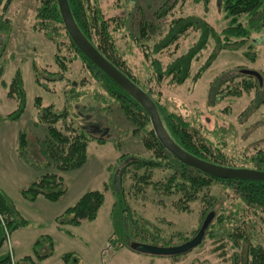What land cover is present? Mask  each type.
I'll return each instance as SVG.
<instances>
[{
    "label": "rangeland",
    "instance_id": "374dc122",
    "mask_svg": "<svg viewBox=\"0 0 264 264\" xmlns=\"http://www.w3.org/2000/svg\"><path fill=\"white\" fill-rule=\"evenodd\" d=\"M96 1L105 15L123 17V24L115 34L116 45L132 74L151 89L167 110L186 119L196 130V135L207 140L212 147L220 148L231 164L241 165L244 157L259 147L264 148V102L259 103L257 89L242 91L239 96L230 93L242 79L240 69L263 73L264 27L251 32L241 46L219 51L197 80H194V74L216 49L212 39L207 40L197 61L191 62L190 76L185 82L170 83L168 77L157 83L154 78L150 79L149 60L146 61L139 44L152 46L166 34L172 20L191 15L202 18L219 32L227 25L220 1ZM4 2L1 1L0 14ZM40 4V0H11L4 10L13 26L5 49L0 51V191L17 211V221L23 220L24 223L10 231L8 240L0 248V255L10 251L18 264H235V253L242 255L246 243L232 246L229 236H218L216 218L212 219L213 227L205 232L203 240L178 256L142 253L132 249L131 243L119 246L116 240H111L114 230L111 178L118 158L122 151L141 157L149 156L152 151L144 146L140 136L131 132L130 123L122 119L115 104L101 108L100 99L107 95L76 57L66 37L61 33L56 38L57 43L53 44L42 32L33 31ZM160 12L166 13L157 20L155 15ZM239 20L246 23L245 16ZM143 21L157 26L150 32V40L137 38L139 24ZM200 37L199 30L189 27L177 40L178 49L175 50L173 43L154 57L166 64L197 44ZM55 52L65 68L56 67ZM17 71L23 79L25 92L22 104L17 93L9 95ZM34 74L44 76L41 77L42 84L36 82ZM47 76L54 81L46 79ZM71 85L77 88L74 90ZM94 94L96 98H93ZM37 96L40 97V106L52 105L57 112L66 110L68 117H74L71 119L75 124L95 127L97 133L108 139L102 143L91 139L86 148V160L80 167L58 170L40 151L47 130L46 124L38 120ZM61 123L60 120L57 125ZM21 132L26 133V142L31 146L25 152L19 145ZM116 141L122 150H118L120 145L116 146ZM46 173L61 175L63 193L54 200L43 194L34 199L25 198L21 190ZM161 177V172L155 170L152 180ZM129 184L130 180L124 182V196L132 210V222H135L129 227L135 230L140 225V230L148 232L146 237L134 235L133 241L169 247L180 245L196 235L206 215L204 212L210 207L208 202L197 199L190 203V212H182L175 208L176 197L158 196L150 185L142 196L131 197L133 191ZM88 190L102 191L104 202L93 220H82L73 225L65 210ZM207 193L215 196L216 202L211 210L224 217L226 229L236 235L238 230L234 226L239 222L240 229L250 233V243L255 244L263 238L261 221L243 209L231 190L223 184L213 183ZM254 220L257 221L258 236L250 226L246 228L242 224ZM37 240L39 243L36 244ZM48 252L47 257L36 256ZM25 256H30L33 263L25 260Z\"/></svg>",
    "mask_w": 264,
    "mask_h": 264
},
{
    "label": "trees",
    "instance_id": "16d2710c",
    "mask_svg": "<svg viewBox=\"0 0 264 264\" xmlns=\"http://www.w3.org/2000/svg\"><path fill=\"white\" fill-rule=\"evenodd\" d=\"M1 1L2 0H0V4ZM40 1L41 4L36 11L37 24L35 23L34 26H32L33 31L42 32L53 44L57 43L56 38H58L61 33L66 37L68 45L71 47L76 57L83 62L94 81H96L102 89L103 93L107 95L100 99L102 102L101 108L115 104L123 117L122 119L130 123L132 127L131 132L140 136L144 146L152 151V154L146 157L129 155L122 151L118 158L114 174L111 178V186L114 193L111 209L114 230L111 240H116L119 246H124L128 245V243L136 242L133 241L135 238L134 235L146 237L148 234L147 231L138 228L140 225H138L135 230H131L129 227L131 223L135 222H132V210H130L129 203L126 202L124 196V182L130 180L128 187L133 191L131 197H136L138 194L142 196L146 188L150 185L154 191L157 192L158 196L176 197V202L174 204L175 208L182 212H190V203L197 199L208 202L210 207L204 213L206 215L210 212L214 214L212 219L214 220V218H216V222L218 223L216 234L218 236L221 234L229 236L233 243L232 246H240L239 242L246 243L242 255L235 253L234 263L264 264V233L262 234L263 238H260L261 240L253 244L249 242L250 233L241 230L239 222L235 223L234 226L235 230H238L236 235L229 229H226L224 217L216 214L214 210H211L216 202L215 196H210L207 193L213 183L223 184L239 199L243 205V209L248 210L252 216L261 221L264 230V181L213 177L187 166L174 158V156L165 150L157 140L151 127L149 117L144 109L111 78L84 56L72 42L62 23L56 0ZM219 1L227 20V25L219 32L214 30V28L202 18L191 15L172 20L166 34L152 46H148L146 43L139 44L140 48L143 50L142 53L146 61L149 60L151 68L150 75L152 76L150 79L154 78L157 83H160L165 78L170 77V83L182 84L190 76L191 62L197 61L199 53L202 48L205 47L207 40L212 39L215 42L216 49L208 56L206 62L200 66L194 74V80H197L202 72L209 67L219 51L230 46L233 48L241 46V44L248 39L251 32H258L264 27V0ZM10 2L11 0H5L3 13L0 14V51L5 49L7 39L10 37L12 31V19L4 13V10H7ZM68 2L74 20L82 33L106 59L149 95L158 108L167 132L178 145L187 152L215 164L231 167H246L264 171V148L259 147L253 154L244 157L241 165L229 163L220 148L212 147L207 140L197 136L196 130L193 129L186 119L175 112L167 110L158 101L151 89L144 83H141L132 74L131 70L128 68L129 66L126 59L121 55L115 41V34L120 30L123 24V17L118 15H105L96 0H68ZM170 7L172 6L170 5L169 8ZM169 8L166 9V11H168ZM160 13L161 14L156 13L157 15H155L157 20L166 12ZM241 16L246 17L245 24L239 20ZM139 27L138 40L141 38L150 40L152 36L151 33L157 26L153 22L143 21L139 24ZM189 27H193L200 31L201 37L197 44H193L184 53L173 57L166 64H163L160 59L154 57L155 54L163 51L165 52L173 43L175 44V50L178 49L177 40ZM175 50H173V53ZM58 56V53L55 52L54 63L57 65L56 67L65 68ZM42 73L43 72H41V74ZM260 74L262 76L261 85L251 76L243 74L240 82L235 85L234 89L232 88L233 91L230 93L239 96L240 92L248 91L250 88L255 87L257 89L256 96L260 97L259 103L264 102V71ZM41 77L44 76L41 75ZM41 77L38 75L35 76V80L38 84H42ZM46 79L54 81V78L50 76H47ZM73 85H75V83H73ZM73 85L71 86L75 90L77 86ZM13 92L19 95V100H21L22 104L25 92L23 90V79L19 71L16 72L12 79L9 95H12ZM93 98H96L95 94ZM39 101L40 97L37 96L36 105L39 110L38 120L46 124L47 130L46 139L40 151L44 157L49 159H47L48 163L53 164L58 170L80 167L86 160L88 142L91 139H95L99 143H102L108 139L101 133L92 132L91 128L85 125L75 124L74 120L71 119L73 116L68 117L66 110L57 112L53 110L52 105L40 106ZM60 120L62 123L57 125ZM105 135H108V131ZM116 144V146L120 145L117 141ZM19 145L22 148V152L31 148L26 142L25 132H21L19 135ZM120 149L121 145L118 150ZM35 151L37 152L38 150L35 149ZM155 170H159L162 177L152 180ZM115 177L119 180V189L117 191L113 184ZM63 191L61 175L57 173H46L33 181L28 187L22 189L21 194L28 199H34L39 194H43L45 197L54 200L58 198ZM103 202L104 194L102 191L88 190L83 193L72 206L65 210V214L70 216L68 221L73 225L79 224L82 220H93L97 216L98 210ZM213 220H211L205 232L213 227ZM23 223V220L17 221V211L9 203L7 197L0 191V248L8 240L10 231ZM255 223H257V221L254 220L253 222L246 221L242 224L245 225L246 228L250 226L251 230L255 231L254 235L258 236ZM37 243H39V240L36 241V244ZM49 254L50 252L43 254L37 253L36 256L38 258H44ZM30 258V256L24 257L25 260L33 263ZM0 264H18V262L13 259L11 252L8 251L0 255Z\"/></svg>",
    "mask_w": 264,
    "mask_h": 264
},
{
    "label": "water",
    "instance_id": "95a60500",
    "mask_svg": "<svg viewBox=\"0 0 264 264\" xmlns=\"http://www.w3.org/2000/svg\"><path fill=\"white\" fill-rule=\"evenodd\" d=\"M56 2L64 28L75 46L144 109L149 117L151 127L157 140L165 150L174 156V158L187 166L213 177L264 181V171L246 167H231L215 164L187 152L178 145L167 132L158 108L149 95L106 59L82 33L74 20L68 0H56ZM240 73L252 76L258 80L259 84L262 83L261 74L256 70L243 68L240 70ZM91 130L92 132H96L97 128L91 127ZM113 184L117 191L119 189V180L116 177L113 180ZM213 216L214 214L212 212L208 213L202 221L196 235L180 245L162 247L133 242L130 244L131 248L142 253L164 256H176L186 253L202 241L205 230L209 226Z\"/></svg>",
    "mask_w": 264,
    "mask_h": 264
},
{
    "label": "flooded vegetation",
    "instance_id": "af4514ba",
    "mask_svg": "<svg viewBox=\"0 0 264 264\" xmlns=\"http://www.w3.org/2000/svg\"><path fill=\"white\" fill-rule=\"evenodd\" d=\"M243 69V68H242ZM241 70V69H240ZM240 70H239V73H240ZM260 73V72H259ZM241 74V73H240ZM262 77V76H261ZM254 78V77H253ZM257 82H258V80L256 79V78H254ZM258 84H259V82H258ZM262 84V83H261ZM261 84H259V85H261Z\"/></svg>",
    "mask_w": 264,
    "mask_h": 264
},
{
    "label": "crops",
    "instance_id": "0c3cea01",
    "mask_svg": "<svg viewBox=\"0 0 264 264\" xmlns=\"http://www.w3.org/2000/svg\"><path fill=\"white\" fill-rule=\"evenodd\" d=\"M12 32V31H11Z\"/></svg>",
    "mask_w": 264,
    "mask_h": 264
}]
</instances>
